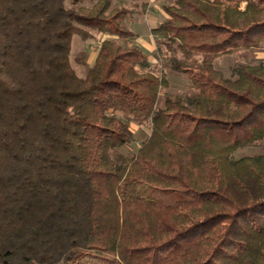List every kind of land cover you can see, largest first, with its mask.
<instances>
[{
    "label": "trees",
    "instance_id": "obj_1",
    "mask_svg": "<svg viewBox=\"0 0 264 264\" xmlns=\"http://www.w3.org/2000/svg\"><path fill=\"white\" fill-rule=\"evenodd\" d=\"M82 1L0 0V264H264V153L232 156L264 138V61L214 66L264 43V0L163 5L150 33L193 91L160 107L168 80L136 45L104 39L76 74L73 35L136 36L131 8ZM116 111L150 126L128 154Z\"/></svg>",
    "mask_w": 264,
    "mask_h": 264
},
{
    "label": "rangeland",
    "instance_id": "obj_2",
    "mask_svg": "<svg viewBox=\"0 0 264 264\" xmlns=\"http://www.w3.org/2000/svg\"><path fill=\"white\" fill-rule=\"evenodd\" d=\"M96 0H83L81 4L91 5ZM112 4H123L132 9V12L125 18L126 25L136 33L132 39H119L106 34H100L92 31L93 37L88 40L82 39L75 34L72 37L71 49L69 53V60L71 66L74 68L76 74L80 77L85 76L87 70L93 64L99 44L104 39L117 40L120 43L127 45L138 46L148 58V66L140 67L141 70H150L156 74L163 73L168 80V85L161 88L157 107L163 105L166 95H181L185 96L193 91V88L188 78L182 74L171 71L169 67V58L178 55L172 47L163 43L158 37L150 33V29L155 27L162 21L166 14L163 11V5L171 3L174 0H111ZM66 5H70L66 1ZM264 61V43L259 47L251 49L238 50L233 53L223 54L214 60L216 69L222 71L226 77H233L232 68L238 63H256ZM115 114L125 121L131 132V141L120 151L128 154L132 152L137 145L143 140L150 131L148 123L142 121L136 115H123L122 112L116 111ZM264 153V138L238 148L232 154L234 158H239L246 155ZM145 189L142 193L146 198L159 200L163 203L169 204L175 202L183 197L178 192L168 189H161L156 187L141 186ZM85 255V260L89 264H107L109 257L104 254H90ZM56 264H64L59 262Z\"/></svg>",
    "mask_w": 264,
    "mask_h": 264
},
{
    "label": "crops",
    "instance_id": "obj_3",
    "mask_svg": "<svg viewBox=\"0 0 264 264\" xmlns=\"http://www.w3.org/2000/svg\"><path fill=\"white\" fill-rule=\"evenodd\" d=\"M161 22V21H160ZM153 28V27H152Z\"/></svg>",
    "mask_w": 264,
    "mask_h": 264
}]
</instances>
